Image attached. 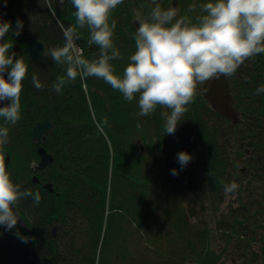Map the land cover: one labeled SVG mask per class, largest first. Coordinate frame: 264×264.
Listing matches in <instances>:
<instances>
[{
	"label": "trees",
	"instance_id": "16d2710c",
	"mask_svg": "<svg viewBox=\"0 0 264 264\" xmlns=\"http://www.w3.org/2000/svg\"><path fill=\"white\" fill-rule=\"evenodd\" d=\"M4 1L6 22L13 29L3 43L13 44V52L18 49L17 57L28 70L22 81L21 119L13 126L0 118V126L9 128V143L0 155L4 160L9 157L13 183L39 191L41 201L34 205L31 198L21 199L14 207L33 239L29 256L28 233L18 224L11 230L0 225V264H221L232 250L238 251L239 264H264V245L263 254L248 247V241L258 236L257 229L264 230V205L249 201L255 190L264 203V93L254 91L264 85V54L246 60L226 77L239 116L235 125L213 112L197 88L194 102L169 135L161 116L168 109L157 106L149 116H139L138 97L127 102L102 79L78 76L59 94L51 89L52 82L65 75L66 66L56 64L47 53L63 46V30L75 25L70 0ZM206 2L177 0V18L195 23ZM157 3L172 7V0ZM189 5H195V11L189 12ZM154 6L151 0H123L112 11L109 23L116 21L112 41L122 57L110 61L115 74L122 75L135 51L137 12L147 17ZM17 18L23 22L19 36L12 33ZM78 32L76 45L84 58H97L99 48L87 43L88 29ZM28 37L44 46L38 61L28 57ZM33 74L45 84L43 90L33 86ZM45 119L52 128L40 146L53 160L37 170L33 127ZM187 147H192L188 152L192 159L181 168L177 153ZM193 175L202 179L201 184L192 180ZM236 181L254 184L250 192L244 185L247 200L239 197L240 184L225 193L224 186ZM46 184L52 192L42 188ZM196 190L212 202L223 193H237L238 206L208 223L195 212L203 206ZM218 242L224 244L220 250Z\"/></svg>",
	"mask_w": 264,
	"mask_h": 264
},
{
	"label": "clouds",
	"instance_id": "9594fccd",
	"mask_svg": "<svg viewBox=\"0 0 264 264\" xmlns=\"http://www.w3.org/2000/svg\"><path fill=\"white\" fill-rule=\"evenodd\" d=\"M70 2L75 9V25L63 30V46L51 47L47 53L56 64L66 66L65 75L58 76L51 89L59 94L66 83L74 82L78 76L82 80L102 79L119 91L125 101L138 97L139 116H149L157 106L168 109L161 112L165 134L175 133L187 106L194 102L198 84L232 76L246 60L264 54V0H208L200 5L201 14L195 17V23L177 18L176 7L164 9L157 0H151L155 6L147 17L136 14L135 51L122 75H117L110 61L122 57L112 41L116 21L109 23V18L123 0ZM195 8L189 5L188 11ZM22 28L23 22L17 18L13 35L19 36ZM85 28L89 32L88 45L99 48L98 57L91 60L84 58L76 45L80 38L78 29ZM10 29V22L0 23V41ZM12 47L11 43H0V118L5 125L14 126L21 119L22 81L28 69ZM31 82L38 91L45 88L36 74ZM254 91L264 93V85ZM8 143L9 128L0 126V152ZM191 159L187 152L177 153L181 168ZM172 174H177L175 169ZM237 188V183L231 182L224 186V191L232 193ZM28 198L34 205L41 201L39 191L22 189L20 184L13 183L0 155V225L13 229L18 220L14 207ZM20 238L22 242L28 241L27 237Z\"/></svg>",
	"mask_w": 264,
	"mask_h": 264
},
{
	"label": "water",
	"instance_id": "95a60500",
	"mask_svg": "<svg viewBox=\"0 0 264 264\" xmlns=\"http://www.w3.org/2000/svg\"><path fill=\"white\" fill-rule=\"evenodd\" d=\"M6 7H7V3L4 0H0V23L5 22L4 19L6 14ZM172 7L177 8V0H172ZM133 26L137 28L138 23L134 22ZM3 41H0V43H3ZM25 43H26V51L28 57L32 61H38L44 53V46L42 42L34 38L28 37ZM17 51L18 49L14 48V52L16 53V55H17ZM5 78H6V74H5ZM201 94L204 100L208 103L211 110H213L218 116L225 118L226 120H229L233 125L237 123L238 121L237 112L234 110L232 106L230 88L226 77L221 76L219 79L213 78L206 81L204 84H202ZM51 128L52 125L48 119L36 123L33 127V140L38 145L37 154L39 156V163L36 166L37 170H44L48 165L51 164L53 160L52 156L49 155L45 151V149L40 146L41 142L44 141L45 139L44 135L47 132H49ZM4 163L6 170L8 171V163H9L8 155H5ZM32 182L34 184H37V178L33 177ZM42 188L44 190H47L48 192H52V188L50 184H46ZM14 212L18 217L17 224L20 226L21 229L25 230L29 235V242L26 250V257H27L29 256L31 249L30 247L33 239L25 224L20 220L15 209ZM52 234H53L52 235L53 238H55L56 236L55 228L52 230Z\"/></svg>",
	"mask_w": 264,
	"mask_h": 264
},
{
	"label": "rangeland",
	"instance_id": "374dc122",
	"mask_svg": "<svg viewBox=\"0 0 264 264\" xmlns=\"http://www.w3.org/2000/svg\"><path fill=\"white\" fill-rule=\"evenodd\" d=\"M177 9H178V7H177ZM197 88H198L199 92L201 93L202 84H198L197 85ZM230 95H231V93H230ZM231 98H232V96H231ZM238 118H239V116H238V113H237V119ZM44 137H45V135H44ZM133 140H135L137 144L139 143V140L137 139V137L134 136L133 137ZM173 148L174 149L176 148L174 144H173ZM191 148L192 147H187V149L184 152H187V153L190 152L191 151ZM141 150L143 151L142 146H141ZM229 172L231 174L233 172V170H229ZM192 180L193 181H199V184H201V182H202V179L200 177H196L194 175L192 176ZM236 183H237L238 186H239V184L242 185L241 191L240 192L238 191L240 199L247 200L248 199V194H247L246 191H244L245 190L244 189L245 188L244 185H247V188L246 189H248V192H250L251 190H253V189L250 188V185H254V184L253 183L248 184L247 182L239 183L238 181H236ZM195 193H196V196H195V194H194V196L196 198H200L201 203L203 204V206H200L198 208L195 207L196 208V211L195 212L198 213L199 215H204L206 217V221L208 223H209V220H211V222H212L213 219H218L219 220L223 216H226L227 213L229 212V210H232V208L235 209L236 206H238L239 199H237V197H238L237 196V193H234L233 195L232 194L231 195L230 194L228 195V194L223 193V194H221L219 196V198L217 199V202H212V200H210V199L208 200L205 196H202L201 195V192L200 191H197L196 190ZM256 194L257 193L255 192V190H253V194L250 195V197H249L250 198V200H249L250 203H252V204L255 203V205L253 204L254 206H259L260 204H263L264 205V203H262V201L260 200V198L257 199ZM219 201L221 202V205L220 206L219 205L218 206L215 205V204H218ZM256 232H257L256 235H258V236L256 238L254 236V239L252 241H250V240L248 241L250 243V245L248 247L250 249V252L253 251V252L262 253L260 251V248H263V245H264L263 244V241H264V230L260 228L259 230L257 229ZM218 235L219 234L216 231H214V236L216 238H219ZM220 238H221V234H220ZM223 245L224 244L218 242V250L222 249L223 248ZM235 246H237L236 243H235L234 246H232V248H235ZM244 247L247 248V243H246V246H244ZM136 251H137L138 254H140L141 253V246H138L136 248ZM131 252H135V251H131ZM241 252H242V250H241ZM237 253H238V251H234V250L229 251L227 255H224L223 256V258L221 259L220 263L221 264H239V259L237 257Z\"/></svg>",
	"mask_w": 264,
	"mask_h": 264
},
{
	"label": "bare ground",
	"instance_id": "6f19581e",
	"mask_svg": "<svg viewBox=\"0 0 264 264\" xmlns=\"http://www.w3.org/2000/svg\"><path fill=\"white\" fill-rule=\"evenodd\" d=\"M6 19H7V16H6V14H5V19H4L5 22H6Z\"/></svg>",
	"mask_w": 264,
	"mask_h": 264
}]
</instances>
